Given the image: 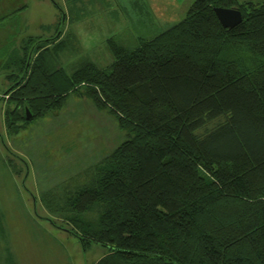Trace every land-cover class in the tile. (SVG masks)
<instances>
[{"label": "trees", "instance_id": "1", "mask_svg": "<svg viewBox=\"0 0 264 264\" xmlns=\"http://www.w3.org/2000/svg\"><path fill=\"white\" fill-rule=\"evenodd\" d=\"M214 8L238 9L242 20L223 28ZM58 30L27 36L5 59L14 67L6 127L26 123L25 108L32 120L76 93L125 137L81 184L44 192L47 214L83 248L105 249L95 264H264V3L194 0L132 47L108 39V69L58 66L71 41Z\"/></svg>", "mask_w": 264, "mask_h": 264}, {"label": "rangeland", "instance_id": "2", "mask_svg": "<svg viewBox=\"0 0 264 264\" xmlns=\"http://www.w3.org/2000/svg\"><path fill=\"white\" fill-rule=\"evenodd\" d=\"M117 1L121 5L127 2ZM193 1L146 3L143 12L147 18L140 16L136 27L125 12L105 26L104 6L98 3L88 7V0H0V210L7 233L6 241L0 239V264H95L105 254L99 246L83 248L65 231L70 226L47 214L40 196L44 192L58 195L61 188L71 190L81 184L88 168L125 137L107 110L76 93L69 94L56 112L18 122L16 130L11 131L5 119L14 105L6 101L4 91L11 84L7 76L14 67H5V59L12 51L17 52L27 36L51 38L59 29L61 38L68 32L71 41L70 48L60 54L58 66L70 72L90 60L97 68L108 69L113 62L108 39L132 47L136 37L153 36L148 35L151 27H146L144 20L157 34L179 22ZM22 4L24 9L16 14ZM124 10L127 12L126 7ZM21 115L25 117V111Z\"/></svg>", "mask_w": 264, "mask_h": 264}, {"label": "crops", "instance_id": "3", "mask_svg": "<svg viewBox=\"0 0 264 264\" xmlns=\"http://www.w3.org/2000/svg\"><path fill=\"white\" fill-rule=\"evenodd\" d=\"M116 1L117 0H88V7L94 6L98 3H101L104 6L105 11L107 12L106 19L104 18L105 19V21H104L105 26H109L110 24H113L115 21H117L116 18L119 15L123 14L121 12H125L126 14H128L129 23L132 24V26L134 25L137 27V21L141 22L140 16L143 15L145 18H147L145 15V12H143L146 10V3L149 5H153V3H154V5H155L156 0H127V2L124 5H121L118 1L117 2ZM22 6H25V4H22ZM125 7L127 9V12H126V10H124ZM103 12L104 11H96V14H99V13L103 14ZM155 12L156 11H153V14ZM107 17H108V19H107ZM146 20H144V22H143L145 24V26L151 27V29L148 30L149 31L148 35H155L156 33L155 34H153V33H154V31H156V29L153 30L150 23ZM147 24H149V25H147ZM136 38L139 39L142 37H136ZM137 39H136V41H137ZM118 44L123 45V43H118ZM123 46H125V45H123Z\"/></svg>", "mask_w": 264, "mask_h": 264}, {"label": "water", "instance_id": "4", "mask_svg": "<svg viewBox=\"0 0 264 264\" xmlns=\"http://www.w3.org/2000/svg\"><path fill=\"white\" fill-rule=\"evenodd\" d=\"M214 13L223 28L231 29L238 25L241 20V12L234 8H214ZM31 113L25 108V120L31 119Z\"/></svg>", "mask_w": 264, "mask_h": 264}]
</instances>
